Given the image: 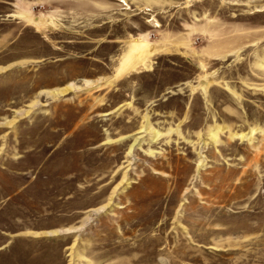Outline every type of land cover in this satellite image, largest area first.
<instances>
[{
	"label": "rangeland",
	"instance_id": "rangeland-1",
	"mask_svg": "<svg viewBox=\"0 0 264 264\" xmlns=\"http://www.w3.org/2000/svg\"><path fill=\"white\" fill-rule=\"evenodd\" d=\"M0 264H264V0H0Z\"/></svg>",
	"mask_w": 264,
	"mask_h": 264
}]
</instances>
